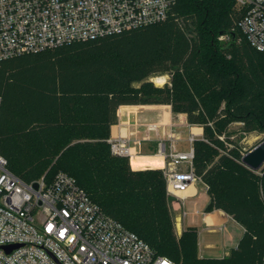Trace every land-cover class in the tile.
<instances>
[{
	"label": "trees",
	"instance_id": "16d2710c",
	"mask_svg": "<svg viewBox=\"0 0 264 264\" xmlns=\"http://www.w3.org/2000/svg\"><path fill=\"white\" fill-rule=\"evenodd\" d=\"M239 18L235 0H174L164 21L0 59V154L8 168L27 182L70 174L108 215L187 264L197 229L177 239L162 169L134 170L108 142L120 106L169 104L203 127L194 168L209 185L206 210L221 208L245 228L218 264H259L264 165L254 178L258 170L242 162L237 143L229 148L219 139L231 135L230 121L241 122L243 133H264V53ZM162 74L170 81L155 85L151 77ZM185 238L184 258L175 248Z\"/></svg>",
	"mask_w": 264,
	"mask_h": 264
},
{
	"label": "built area",
	"instance_id": "2783aa9c",
	"mask_svg": "<svg viewBox=\"0 0 264 264\" xmlns=\"http://www.w3.org/2000/svg\"><path fill=\"white\" fill-rule=\"evenodd\" d=\"M173 1L0 0V59L164 21ZM235 7L239 28L264 53V0H235ZM176 125L162 133L154 154L143 153L142 140L122 133V126L108 142L112 154L129 157L134 170L161 168L168 197L184 206L202 178L194 168L197 134H189L187 149H178ZM160 126L146 128L158 132ZM154 158L161 159L159 167H153ZM0 264L177 262L108 215L70 174L59 171L51 180L44 174L27 182L0 154Z\"/></svg>",
	"mask_w": 264,
	"mask_h": 264
},
{
	"label": "rangeland",
	"instance_id": "374dc122",
	"mask_svg": "<svg viewBox=\"0 0 264 264\" xmlns=\"http://www.w3.org/2000/svg\"><path fill=\"white\" fill-rule=\"evenodd\" d=\"M226 36H221L220 40H226ZM165 76V82L163 84H158L155 81V77H151V80L153 83L157 86H163L165 83L170 81V74H162ZM162 75H157V76H162ZM135 88H138L141 86V82H135L133 84ZM155 104H160V103H155ZM166 109V110H165ZM180 113H175L173 112L172 108L169 106H164L162 110L158 111L156 121L155 120H150L151 118L144 117L146 118L145 120H150V123H157L162 126V132L167 131L169 129L170 123H177L176 127H174V131L177 136V141H176V147L178 149H187L189 147V142H188V136L191 132H194L197 134V139L202 138L201 134L198 132L199 130H203L202 126L194 125L196 127H192L188 122H186L184 117H180ZM166 118L165 121L163 119ZM149 124V123H148ZM200 127V128H199ZM242 123L241 122H235V121H230L228 123V132L231 133L229 135L228 133H222L219 135V139L225 143V146H228L229 148L234 147V143L230 142V140L234 141L237 143L238 148L243 152L246 153L248 150L252 149L254 146H256L258 143H260L262 140H264V133L259 132V131H253L249 133H243L241 131ZM140 133L137 132L138 135H136V138L139 140H147L150 138L149 135L147 134H142V131H139ZM163 135V134H162ZM203 135V134H202ZM159 140V139H158ZM183 143H182V142ZM143 145V143H142ZM182 145V146H181ZM210 145L220 151L221 153H228L227 149L225 147H220L218 146L215 142H211ZM157 146H158V141H157ZM143 151V149H142ZM143 153H150L147 151H143ZM134 169V168H133ZM261 174L262 172L258 170L257 172L252 173L254 175V178L258 175ZM201 189L207 190L209 188L208 183L202 178L200 181ZM190 200V201H189ZM187 201V220L185 221V226L187 224H190V219L191 217L195 216L197 219V225L199 226L200 233L198 234V240L195 245V249L192 251V255L187 257V264H202V260H207L208 262L206 264H218V260L224 259L227 256H229L234 248H237L236 245L228 246L225 242V233L226 230H221L220 228L217 229V231H212L210 230V227L207 225L205 228H203V222H202V214L201 213H195V210L199 209L202 211L203 205L198 203H193V198L189 199ZM169 205H170V210L172 213L173 221H174V227H175V233L177 239L181 238L182 233L185 229H189V227L184 226V207L180 205L175 199L168 197ZM191 210V211H190ZM181 217V218H180ZM179 224V225H178ZM243 226V225H242ZM244 227V226H243ZM197 229L198 233V228ZM186 242V238L184 240H179V243L177 247L175 248L178 253L185 258V255L183 253V248L184 244ZM179 264V263H178Z\"/></svg>",
	"mask_w": 264,
	"mask_h": 264
},
{
	"label": "crops",
	"instance_id": "0c3cea01",
	"mask_svg": "<svg viewBox=\"0 0 264 264\" xmlns=\"http://www.w3.org/2000/svg\"><path fill=\"white\" fill-rule=\"evenodd\" d=\"M164 106H169L171 108V105L169 104H131V105H122L119 108L118 111V123L113 126L112 128V134L114 135L118 133L119 127H121V131L124 134H132L134 137H136L137 132L142 131V134H147L150 136L149 139L142 141L143 145L141 144V149L143 151H147L150 153L145 154H154L157 148V141L160 136H162V126L158 129V132L154 130H147V124L150 123V120H157V114L158 111L162 110ZM166 110V109H165ZM180 117H184L186 122V114L180 113ZM151 118L150 120H145L144 117ZM166 118L163 119L165 121ZM189 123V122H188ZM193 128L197 126L191 125ZM200 128V127H199ZM198 132L203 134V130H199ZM141 134V133H140ZM182 142V141H181ZM183 143V142H182ZM182 146V145H181ZM142 151V152H143ZM153 161L156 163L153 167H159L161 164V159L154 158ZM189 197L186 200L184 207V226L185 221L187 220V201L191 198H193V203H200L203 205L202 211L199 209L195 210V213H201L202 214V222H203V228L207 225L210 227V230L217 231L218 228L221 230H226L225 233V242L228 246H234L239 243V240L244 234L245 228L236 221L230 214L225 212L221 208H215L213 210L207 211L206 206L211 200V196L207 190H202L200 182H198L194 187H192L189 191ZM190 201V200H189ZM188 201V202H189ZM191 211V210H190ZM181 218V217H180ZM190 224H187V227H196L198 228V234L201 232L199 229V226L197 225V219L195 216L191 217ZM185 226V227H186Z\"/></svg>",
	"mask_w": 264,
	"mask_h": 264
},
{
	"label": "water",
	"instance_id": "95a60500",
	"mask_svg": "<svg viewBox=\"0 0 264 264\" xmlns=\"http://www.w3.org/2000/svg\"><path fill=\"white\" fill-rule=\"evenodd\" d=\"M224 33H221L223 35ZM242 162L253 170H259L264 165V140L248 150L242 156ZM35 186H37L35 184Z\"/></svg>",
	"mask_w": 264,
	"mask_h": 264
},
{
	"label": "bare ground",
	"instance_id": "6f19581e",
	"mask_svg": "<svg viewBox=\"0 0 264 264\" xmlns=\"http://www.w3.org/2000/svg\"><path fill=\"white\" fill-rule=\"evenodd\" d=\"M155 81L158 83V84H163L165 82V76L162 75V76H156L155 78ZM145 166H149L151 164H148V163H143Z\"/></svg>",
	"mask_w": 264,
	"mask_h": 264
}]
</instances>
